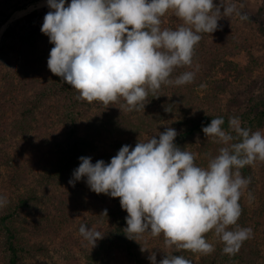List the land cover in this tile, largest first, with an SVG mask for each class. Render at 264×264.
I'll return each instance as SVG.
<instances>
[{"label":"clouds","instance_id":"9594fccd","mask_svg":"<svg viewBox=\"0 0 264 264\" xmlns=\"http://www.w3.org/2000/svg\"><path fill=\"white\" fill-rule=\"evenodd\" d=\"M47 5L51 10L41 31L54 44L49 69L78 90V99L107 105L123 98L128 111L145 110L149 93L162 85L194 80L201 33L215 32L223 17L249 19L236 0H47ZM169 11L184 23L162 27ZM182 66L194 70L173 77ZM224 123L216 117L202 125L207 138L224 145L206 167L195 163L196 154L178 145L177 130L167 127L158 138L138 140L134 147L124 144L110 162L79 157L69 183L86 178L92 191L119 197L128 213L127 233H162L169 248L207 254L215 245L205 234L213 231L224 243L223 251L235 255L254 235L251 227L237 223L239 201L251 183L240 170L264 161V131L242 127L238 117L229 119L230 130ZM7 203L0 195V208ZM79 232L93 246L104 236L84 224ZM148 259L152 264H193L183 255H166L157 262L155 251Z\"/></svg>","mask_w":264,"mask_h":264},{"label":"rangeland","instance_id":"374dc122","mask_svg":"<svg viewBox=\"0 0 264 264\" xmlns=\"http://www.w3.org/2000/svg\"><path fill=\"white\" fill-rule=\"evenodd\" d=\"M31 1L28 4H33L35 8L18 19L37 10L43 21L45 14L51 10L47 0L42 3H38L39 0ZM216 2L219 3V0ZM236 2L242 6L241 10L248 14L249 19L241 21L236 16L231 20L223 17L219 21L221 27L208 33L210 46L220 44L221 34L229 32L230 37L226 38L228 45L220 50L219 62L213 76L209 77L211 82L197 87L194 92L196 96L192 95L188 109L181 106L176 115L162 117L158 124L152 125L142 123L148 121L147 117L152 118L149 112L156 106L149 110L128 111L123 107L125 102L105 105L101 101L82 100V104L77 106L81 111L78 128L81 134L95 140V148L87 154L92 157L93 162L98 159L110 162L111 157L124 144L134 147L138 140L145 142L153 135L158 138L159 132L173 127L178 132V145L195 153V163L206 167L209 159L218 155L219 149L224 145L207 138L203 131L183 135L187 128L185 122L180 121L183 111H186V117L205 111L226 112L236 117L247 109L256 112L263 108L264 0ZM13 4L12 0H1L0 11H8ZM162 20L167 28L173 29L184 23L171 11ZM32 29L39 34L40 28L34 26ZM5 32L1 36L0 46L5 41ZM36 45L37 47L30 45L27 49L30 51V58L26 59L18 50H9L0 58V195L6 196L8 200L0 211L8 208L21 196L37 194L34 205L13 223L20 241L31 247V251L22 250L20 264H87L88 255L95 254L103 240L109 238L111 228L116 227L104 213L105 209L108 211L114 206L115 197L92 191L86 178L76 181L74 185L69 183L73 175L60 180L47 179V171H55L65 154L68 123L63 121L62 114L67 109L68 102L61 93V87L56 85V74L48 67V57L54 44L45 36ZM211 50L213 49H209ZM25 84L27 93L25 89L21 90ZM166 88L171 90L170 86ZM33 94L40 98L37 103L25 101V98ZM26 107L33 108L30 114L32 120L26 124V128H20L17 124L24 116L23 110ZM117 115L127 117L125 123L118 126V130L108 127V123L116 120ZM137 118L141 122L134 125L133 121ZM128 123H131L130 128ZM259 130L264 131V126ZM250 166L254 184L248 185L239 201L242 214L237 223L241 227H251L254 235L243 242L239 250L243 257L236 264H264V161L257 160ZM241 174L244 176L242 171ZM82 224L104 234L95 246L80 234ZM135 239L139 251L142 246L148 249L141 251L148 264H152L148 257L153 251L156 252L157 262L166 255H175L179 251L175 246L169 248L165 244L162 233L159 236L135 234ZM206 239L215 245L214 251L223 244L213 231ZM2 241L3 235L0 232V264H7ZM212 253L213 251L207 254L194 252L186 258L191 259L193 264H207L213 258ZM108 264L132 263L117 249Z\"/></svg>","mask_w":264,"mask_h":264},{"label":"trees","instance_id":"16d2710c","mask_svg":"<svg viewBox=\"0 0 264 264\" xmlns=\"http://www.w3.org/2000/svg\"><path fill=\"white\" fill-rule=\"evenodd\" d=\"M29 2L32 1L12 0V3L14 4L9 8L10 11H0V26L8 19L10 14L15 9L22 8ZM41 19V13L35 10L27 16L22 17L12 23L6 29L5 41L0 46V58L4 57L5 54L9 52V50H18V52H21L25 55L26 59L30 58V51H27L30 45L37 47V42L41 38L47 36L41 31V26L43 23ZM34 26L40 28L39 34L32 29ZM162 27H166L164 20ZM201 35L202 39L195 47L194 65H198V69L196 70L194 80L191 83L179 86L162 85L161 89L155 94L150 92L149 96L144 102L146 104L145 110H149V108L154 106L156 107L150 109L149 115L151 114L152 118L147 117L148 121H143L142 124H158L162 117H171L176 115L177 110L181 109V106H183V109H188L187 106L190 105L189 101H191L193 96H196L194 95V92L197 87L210 81L209 77L213 76L215 66L219 62L218 58L221 54L220 50L223 47H227L226 45H228V43H226V38L229 39V32L224 31L223 34H221L219 37L221 39L220 44H211L210 46H208L209 34L204 32L201 33ZM209 49L213 50L209 51ZM190 70H194V68L190 66L177 67L172 75L175 77L184 71ZM55 80L56 85L61 87V93L68 102V107L62 114L63 121L68 123V131L66 136V148H64L65 154L61 159L60 165L54 169L55 171L48 170L46 176L47 179L60 180L62 177L69 178L72 176L73 170L77 168L80 163L79 157L87 156L88 152L95 148V140L94 138L81 134L78 128V118L81 115V111L77 109V106L81 105L83 102L82 100L86 99H78V90L74 89L71 85L63 81L60 76L56 75ZM167 86H170L171 90H168L166 88ZM24 89L27 93V84L21 88V90ZM5 93L6 91H4L3 95H5ZM38 100H40V98L36 94L25 98V101H35V103H37ZM117 102L125 101L123 98H121ZM262 103L263 108L259 111L255 112L253 110L247 109L240 115L236 116L239 118L242 127L256 131L264 126V102ZM110 104L113 105L115 102H111ZM32 109L33 108L31 107H26L23 110L24 116L20 118L17 126L20 128H26V124L32 120L30 117V114H32ZM216 117H223L225 123L222 125V127L229 129L228 122L233 116L226 112L208 113V111H205L197 115L195 114L192 117H186V111H183L180 121L185 122L187 125L183 135L193 132L201 133V131H203L202 125L206 126L210 124L212 118ZM126 119L127 117H120L117 115V119L114 121L111 120L108 123V127L111 126L118 130V126L123 125ZM133 122L134 125H138L141 121L137 118ZM127 126L130 128L131 123H128ZM128 127L126 129L127 132L129 131ZM176 143H180L178 137H176ZM241 171L245 177H251L250 185L252 186L254 184L252 167L250 165H246L241 169ZM95 196H98V194H95ZM36 199V193H29L26 196H21L5 210L0 211V232L3 235L2 243L7 256V264H20L22 250L31 251V247L24 245L23 242L20 241L17 229L13 223L17 221L27 209L34 205ZM114 202V206L107 211L106 215L112 219V222L116 225V227L111 228V234L109 238L103 240V242L98 246V250H96L95 254L88 255L87 264H108L117 249H120L124 256L132 264H148L147 258H145L138 249V243L135 240V234L127 233V221L125 217L128 215V213L122 208L120 198L115 197ZM211 232L212 231L206 233L205 237H209ZM128 235L132 238H129ZM223 248L224 243L217 247L215 251H213V258L210 262H207V264H236L242 260L243 256L239 254V252H237L235 255H230L225 253ZM191 253L194 252L191 250L180 249L175 253V255H183L186 258Z\"/></svg>","mask_w":264,"mask_h":264},{"label":"water","instance_id":"95a60500","mask_svg":"<svg viewBox=\"0 0 264 264\" xmlns=\"http://www.w3.org/2000/svg\"><path fill=\"white\" fill-rule=\"evenodd\" d=\"M43 0H39L38 3H42ZM35 7L33 6V4H28L22 8H18L16 9L11 16L8 17V19L1 25L0 27V39L2 34L6 31V29L10 26V24L18 19L20 16L28 13L29 11H32Z\"/></svg>","mask_w":264,"mask_h":264}]
</instances>
